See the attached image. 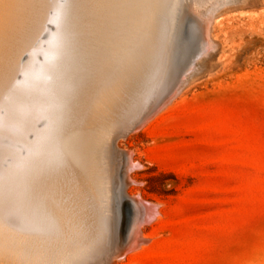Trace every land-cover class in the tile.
Segmentation results:
<instances>
[{"label":"rangeland","instance_id":"rangeland-1","mask_svg":"<svg viewBox=\"0 0 264 264\" xmlns=\"http://www.w3.org/2000/svg\"><path fill=\"white\" fill-rule=\"evenodd\" d=\"M75 1H45V29L22 58L23 63L36 62L47 80L50 62L72 63L49 103L33 111L32 121L39 130L48 123L58 127L55 137L60 139L56 143L64 172L51 184L54 190L48 187L47 200L64 213H55L57 230L39 239L33 250L23 249L22 255L32 260L29 264H264V0H133L138 8L134 19L130 6L119 0L114 13L100 15L97 27L92 19L103 9L96 7L98 0ZM159 3L164 7L160 11ZM165 17L171 26L162 40L158 34ZM32 22L26 29L30 33L37 30ZM61 29L64 35L57 42L52 35ZM150 38L165 49L152 72ZM30 51L37 53L29 61ZM22 71L18 82H24ZM133 124L134 133L115 138ZM23 126L17 120H0L1 175L15 164L22 166L28 156V145L20 138ZM28 139L34 141L32 132ZM120 172L127 174V182ZM124 194L141 206L143 216L142 201L151 203L154 213L150 221H138L125 233ZM16 200L5 203L6 212L4 202L0 204V259L6 263L15 253L10 243L17 230L12 220ZM132 216H127L128 225ZM69 245H74L72 250Z\"/></svg>","mask_w":264,"mask_h":264},{"label":"bare ground","instance_id":"bare-ground-1","mask_svg":"<svg viewBox=\"0 0 264 264\" xmlns=\"http://www.w3.org/2000/svg\"><path fill=\"white\" fill-rule=\"evenodd\" d=\"M46 0H0V112L1 110L4 111V116L0 117V120L2 121H6V122H12V121H20L22 123H24L25 126H23L22 129H20L22 131L21 136V140H23L24 142H26V144L28 145V156L25 159L24 163L22 166L18 167H12L10 170H7L5 172V174H0V204H3L2 202H4V204L1 206L2 210L4 212H6V209L8 208L6 204H8V200L10 201L11 199H15L18 198L17 203L19 205H17L18 207H14V213H15V218L12 219L13 220V225L15 226L16 233L15 231H13V233H15L14 239H12V242L10 243L13 246L14 249V257L12 258V262L11 263H6L3 262L0 259V264H29V262H31L32 260H28V258H26L24 255L26 253L23 252V249L29 248V246L32 245L34 246L35 244H38L39 239H41L42 237H44L46 234L48 235V233H53L55 230H57L56 228V224L58 223V221L55 220V218H57L58 216H55L56 214L59 215L63 214L57 211L58 208L57 206L56 209L55 207L53 208L51 204V201L48 202L47 200V193H48V187H51V190H54L53 186H51V184H53V182H55V180L59 179V175H61L62 172V161H61V157L59 156V147L58 144L56 142H59V140H56V134L58 132V127H56V125H52L51 123H48L46 125V127L42 130L37 129L36 127L33 126L32 121H33V117H34V110L37 107H41V106H46L48 102V98L50 96H53L56 94V88H57V84H59L60 80L67 75L68 70H71L70 67L72 66V63L68 62L65 60V62H57L59 60H57L56 62H50L47 66V72L50 76V79L47 80L48 78L43 77V75L41 74L42 72L39 70V68L35 65V63H23L22 62V58L25 55V53L27 51H29V49H31L32 46H34V40L38 39V35H41L45 29L44 27V23L48 21V17L44 16L45 12L48 10L46 9V7L48 6V4H45ZM75 1V0H74ZM119 0H98V3L96 5V7H100L103 8L100 11V14H95L94 18L92 19L93 21V26L92 27H97V25L99 24V19H101L100 15L105 16L106 14L112 12H115V8L116 5L115 3L118 2ZM126 1V5H129L130 8L133 10V12L131 13V18L130 19H134L135 15H136V11L138 8H136V3L133 2V0H125ZM159 1V0H158ZM164 1V0H163ZM180 1V0H179ZM52 2V0H51ZM77 1H75L76 3ZM84 2V1H83ZM82 2V3H83ZM166 2V1H164ZM183 2V1H182ZM48 3V2H47ZM81 3V4H82ZM207 3V2H206ZM77 4V3H76ZM84 4V3H83ZM88 4V2H87ZM86 4V6H87ZM158 4V3H157ZM160 4V3H159ZM164 4V3H163ZM183 4V3H182ZM181 4V5H182ZM210 4V3H209ZM47 5V6H46ZM166 5H169L168 3ZM171 5V4H170ZM174 5V3H173ZM78 7V5H76ZM74 6V7H76ZM92 6V5H91ZM120 6V5H119ZM161 4L159 5V11L160 8L163 9L164 7H160ZM165 6V4H164ZM175 7V6H174ZM80 8V7H79ZM73 9V8H72ZM129 9V8H128ZM154 9V8H153ZM76 10V8H75ZM82 10V9H81ZM85 10V9H84ZM95 10V9H94ZM165 10V9H164ZM52 11V10H51ZM70 11V10H69ZM154 11V10H153ZM162 11V10H161ZM170 11V10H169ZM189 11V10H188ZM171 12V11H170ZM200 12V11H199ZM210 12V11H209ZM208 12V14H209ZM67 13V12H66ZM70 13V12H69ZM122 12H120L121 14ZM160 13V12H159ZM163 14V11L161 12ZM179 13V12H178ZM191 13V12H190ZM205 13V12H204ZM161 14V15H162ZM171 14V13H170ZM177 14V13H176ZM194 14V13H193ZM196 14V13H195ZM211 14V13H210ZM73 15V13L71 14ZM160 15V16H161ZM164 15V14H163ZM162 15V16H163ZM168 15V14H167ZM173 15V14H172ZM198 15V14H197ZM205 15V14H204ZM157 16H159V14H157ZM208 16V15H207ZM212 16V15H211ZM215 16V15H213ZM71 17V16H70ZM74 17V16H73ZM91 17V16H90ZM172 17V16H171ZM206 17V15H205ZM209 17V16H208ZM207 17V18H208ZM107 18L104 17L103 20H105ZM160 18V17H159ZM156 21H158V19ZM197 18V17H196ZM211 18V17H210ZM163 19V18H162ZM214 19V17H213ZM34 20V21H33ZM72 20V19H70ZM77 20V19H76ZM142 20V19H141ZM204 20H207L206 18ZM36 22L34 23L35 25H37V29L35 32H28L26 31V29L29 27L28 24H30L31 22ZM78 21V20H77ZM90 22H92L91 20H89ZM133 21V20H132ZM139 21V20H138ZM137 21V22H138ZM160 21V20H159ZM159 21L157 22V24L159 23ZM32 22V23H33ZM74 22V21H73ZM80 22V21H79ZM82 22V21H81ZM102 22V21H101ZM141 22V21H140ZM212 22V21H210ZM214 22V20H213ZM109 23V22H108ZM161 23V21H160ZM85 24V23H84ZM179 24V23H178ZM206 24V23H205ZM72 25V24H71ZM82 25V24H81ZM104 25L106 26V22L104 23ZM112 25V24H111ZM110 25V27H111ZM151 25V24H149ZM161 25V24H160ZM159 25V26H160ZM33 26V25H32ZM78 26V24H77ZM84 26V25H83ZM121 26V25H120ZM156 26V25H155ZM158 26V25H157ZM171 26V19L168 17H165L162 20V28L160 26V28L162 30L160 34H158V37L162 40L166 39L167 34L169 32V28ZM212 26V24H211ZM214 26V23H213ZM80 27V26H79ZM82 27V26H81ZM80 27V28H81ZM92 27H90V29L92 30ZM115 27V24L113 26V28ZM180 27V26H179ZM33 28V27H32ZM85 28V27H84ZM112 28V30H113ZM142 28V27H141ZM209 28V27H208ZM78 29V28H77ZM83 29V28H82ZM80 29V30H82ZM89 29V31H90ZM111 29V28H110ZM109 29V31H110ZM155 30H158V28H155ZM153 29V30H154ZM213 29V27H212ZM57 30V29H56ZM152 30V34L154 33ZM206 30V29H205ZM211 30V29H209ZM74 31V30H73ZM86 31V30H85ZM95 31V30H94ZM121 31V30H120ZM207 31V30H206ZM70 32V31H69ZM151 32V31H150ZM210 32V31H208ZM45 33V32H44ZM47 33V31H46ZM92 33H94L92 31ZM99 33V32H98ZM207 33V32H206ZM73 34H75V32H73ZM72 34V35H73ZM79 34V32H78ZM76 34V35H78ZM83 33H81L82 35ZM90 34V33H89ZM110 34V33H109ZM112 34V33H111ZM211 34V32H210ZM209 34V35H210ZM64 35V30L61 29L59 30L58 34H56L55 36L52 35V37L54 39H56V41L58 42L59 40H61V38ZM80 35V36H81ZM85 35V33H84ZM97 35V34H96ZM206 35V34H205ZM208 35V36H209ZM212 35V34H211ZM74 36V35H73ZM79 36V37H80ZM94 36V35H93ZM40 37V36H39ZM138 37V36H137ZM169 37V36H168ZM212 37V36H211ZM210 37V38H211ZM214 37V36H213ZM212 37V38H213ZM42 38V37H41ZM86 38V35H85ZM149 38V37H148ZM151 38H153V36H151ZM150 38V47L148 50V54H147V58L151 60L150 64V72H152L153 70H151L153 67H156L157 62L159 61V59L161 58V55L163 53V44L161 45V42H154V40H152ZM209 38V39H210ZM211 38V39H212ZM79 39V38H78ZM95 39V38H94ZM97 39V38H96ZM114 39V38H113ZM155 39V38H154ZM210 39V40H211ZM64 40V39H63ZM89 40V39H87ZM145 40V39H144ZM147 40V37H146ZM168 40V38H167ZM215 38H213V40H211L214 44H216L217 42L214 41ZM55 41V42H56ZM113 41V40H112ZM112 41H109L110 43ZM161 41V40H160ZM56 42V44H57ZM65 42V41H64ZM63 42V43H64ZM75 42V41H74ZM79 42V41H78ZM108 42V43H109ZM134 42V41H133ZM208 42V41H207ZM53 41H50V44H52ZM81 43V42H79ZM78 43V44H79ZM96 43V42H95ZM98 43V42H97ZM143 43V41H142ZM149 42H147L148 44ZM212 43V45H213ZM62 44V43H61ZM65 44V43H64ZM69 44V43H67ZM116 44V43H115ZM145 44V43H144ZM165 44V43H164ZM209 44V43H208ZM70 45V44H69ZM112 45V44H110ZM120 45V43H119ZM122 45V43H121ZM211 45V43H210ZM114 46V45H113ZM144 46V45H143ZM182 46V45H181ZM217 46L218 43H217ZM166 47V46H165ZM179 47V46H178ZM69 48V47H68ZM144 48V47H143ZM218 49L220 47H217ZM33 49V48H32ZM34 49H36L34 47ZM76 49V48H75ZM93 49V48H92ZM104 49V48H103ZM112 49V48H110ZM114 49V48H113ZM217 49V50H218ZM99 50V49H98ZM180 50V49H179ZM39 51V50H38ZM63 51V50H62ZM170 51V50H169ZM95 52V50H94ZM113 52V51H112ZM144 52V51H143ZM197 52V51H196ZM35 51H30V59H28L29 61L36 56ZM41 53V52H40ZM77 53V52H76ZM84 53V52H83ZM87 54V53H86ZM169 54V53H168ZM214 54V53H213ZM85 55V54H84ZM88 55V54H87ZM164 55V54H163ZM162 55V56H163ZM167 55V53H166ZM89 56V55H88ZM95 56V55H94ZM103 56V55H102ZM116 56V55H115ZM165 56V55H164ZM206 56V55H205ZM80 57V56H79ZM98 57V56H96ZM95 57V58H96ZM111 57V56H110ZM145 57V56H144ZM210 57V56H209ZM87 58V57H86ZM89 58V57H88ZM100 58V57H99ZM163 58V57H162ZM204 58V57H203ZM201 58V59H203ZM208 58V57H207ZM212 58V56H211ZM108 59V58H107ZM124 59V58H123ZM103 60V58H102ZM206 60V59H204ZM62 61V60H61ZM100 61V59H99ZM148 61V60H147ZM168 61V60H167ZM200 61V60H199ZM149 62V61H148ZM164 62V59H163ZM206 62V61H205ZM79 63V62H78ZM95 63V62H94ZM102 63V62H101ZM120 63V62H119ZM202 63V62H201ZM204 63V62H203ZM103 64V63H102ZM100 64V66L102 65ZM143 64V63H142ZM147 64V63H145ZM199 64V62H198ZM28 65V66H27ZM37 65H39L37 63ZM45 65V64H44ZM87 65V64H86ZM107 65V64H105ZM120 65V64H119ZM175 65V64H174ZM197 65V64H196ZM27 66V67H26ZM46 66V65H45ZM75 66V65H74ZM91 66V65H90ZM199 66V65H198ZM197 66V67H198ZM204 67V64L202 65ZM77 68V66H75ZM108 67V66H106ZM147 67V66H146ZM161 68V66H159ZM196 67V66H195ZM89 68V67H88ZM157 68V67H156ZM168 68V67H167ZM174 68V67H173ZM202 68V67H201ZM27 69V70H25ZM73 69V68H72ZM87 69V67L85 68ZM23 70V71H22ZM46 70V69H44ZM43 70V71H44ZM94 70V69H93ZM101 70V69H100ZM105 71V69L102 68V71ZM109 70V69H108ZM23 72L24 76H22V79L24 78V82H18L16 80V77L18 75L19 72ZM156 71V70H155ZM26 72V73H25ZM45 72V71H44ZM72 72V71H69ZM106 72V71H105ZM169 73V72H168ZM173 73V72H172ZM44 74V73H43ZM94 74V73H93ZM151 74V73H150ZM160 73H158L159 76ZM175 74V73H174ZM173 74V75H174ZM192 74V73H191ZM148 75V74H147ZM46 76V75H45ZM87 76V74H86ZM85 76V77H86ZM156 76V77H158ZM83 77V76H82ZM89 78V75L87 76ZM113 77V76H112ZM155 77V76H153ZM80 78V77H79ZM146 78V77H145ZM160 78V76H159ZM68 79V78H67ZM156 79V78H155ZM191 79V78H190ZM76 80V79H75ZM147 80V79H145ZM158 80V79H157ZM156 80V81H157ZM65 81V79H64ZM71 81V80H70ZM81 81V80H80ZM153 81V80H151ZM155 81V80H154ZM155 81V82H156ZM73 82V81H72ZM75 82V81H74ZM82 82V81H81ZM80 82V85H81ZM168 82V81H167ZM166 82V83H167ZM173 82V80H172ZM154 83V82H152ZM151 83V84H152ZM171 83V82H170ZM73 84V83H72ZM83 84V83H82ZM95 84V83H94ZM97 84V83H96ZM113 84V83H112ZM149 84V83H147ZM169 84V83H168ZM167 84V85H168ZM153 85V84H152ZM156 85V84H155ZM154 85V88H155ZM59 86V85H58ZM73 86V85H72ZM110 86V85H109ZM148 86V85H147ZM165 86V85H164ZM171 86V85H170ZM98 87V86H97ZM107 87V86H106ZM181 87V86H180ZM70 89V88H69ZM67 88V90H69ZM78 89V88H77ZM132 89V88H131ZM150 89V88H149ZM153 89V88H151ZM158 89V88H157ZM182 89V88H181ZM87 90V89H86ZM91 90V88H90ZM141 90V88H140ZM139 90V92H140ZM143 90V88H142ZM146 90V89H145ZM145 90H143L145 92ZM165 90V89H164ZM66 91V90H65ZM155 91V90H154ZM160 91V90H159ZM75 91H73L74 93ZM152 92V91H151ZM76 93V92H75ZM101 93V92H100ZM159 93V92H158ZM181 93V92H180ZM92 94V93H91ZM112 94V93H111ZM148 94V93H146ZM63 95V94H62ZM77 95V93H76ZM101 96V95H100ZM139 96V95H138ZM142 96V95H141ZM145 96V94H144ZM148 96V95H146ZM150 96V94H149ZM160 96V95H159ZM98 97V95H97ZM151 97V96H150ZM75 98V97H72ZM100 98V97H99ZM107 98V96H106ZM140 99V97H139ZM143 99V98H141ZM173 99V98H172ZM65 100V99H64ZM103 100V99H102ZM138 100V98H137ZM145 100V99H143ZM142 100V101H143ZM148 100V99H147ZM150 100V99H149ZM53 101V100H52ZM56 101V100H55ZM59 101V100H58ZM134 101V100H133ZM139 101V100H138ZM160 101V100H159ZM60 102V101H59ZM71 102V101H70ZM81 102V101H80ZM85 102V101H84ZM98 102V101H97ZM136 102V101H135ZM162 102V101H161ZM171 102V101H170ZM57 103V102H56ZM61 103V102H60ZM65 103V102H64ZM99 103V102H98ZM158 103V102H157ZM68 104V103H67ZM72 104V103H71ZM101 104V103H100ZM85 105V104H84ZM63 106L65 107V105L63 104ZM56 107V106H55ZM73 108V107H72ZM57 109V107H56ZM83 109V108H82ZM90 109V108H89ZM109 109V108H108ZM55 110V109H54ZM80 110V109H79ZM102 110V109H101ZM99 110V111H101ZM115 110V109H114ZM155 110V109H154ZM153 110V111H154ZM2 111V113H3ZM66 111V110H65ZM103 111V110H102ZM105 111V110H104ZM116 111V110H115ZM152 111V112H153ZM57 112V111H56ZM59 112V111H58ZM57 112V113H58ZM90 112V111H89ZM136 112V111H135ZM0 113V114H2ZM42 113V112H41ZM44 113V112H43ZM134 113V111H133ZM132 113V114H133ZM59 114V113H58ZM57 114V116H58ZM115 114V113H113ZM112 114V115H113ZM145 114V113H144ZM46 115V114H45ZM51 115V114H50ZM56 115V114H55ZM77 116V115H76ZM87 116V115H86ZM89 116V115H88ZM96 116V115H95ZM134 116V114H133ZM61 117V116H60ZM97 118V117H96ZM64 119V118H63ZM109 119V118H108ZM37 120V119H36ZM35 120V121H36ZM75 120V119H74ZM78 120V119H77ZM56 121H59V118L56 119ZM80 121V120H78ZM107 121V120H106ZM105 121V122H106ZM37 122V121H36ZM144 122V121H143ZM62 120H61V122ZM59 123V124H60ZM6 124V123H5ZM93 124V123H92ZM143 125V124H142ZM62 126V125H61ZM83 126V125H82ZM141 126V125H140ZM7 127V126H6ZM63 128V126H62ZM140 129V128H139ZM99 130V129H98ZM101 130V129H100ZM28 132H32L34 134V141H30L29 139L27 141H25V136ZM63 132V131H62ZM101 134V133H100ZM62 135V134H61ZM99 135V134H98ZM102 136V135H101ZM100 137V136H99ZM97 138V137H96ZM101 138V137H100ZM99 138V139H100ZM22 141V142H23ZM25 145V144H24ZM118 145V144H117ZM88 146V145H86ZM92 146L93 143H92ZM98 146V144H97ZM90 147V146H89ZM72 148V147H71ZM96 148V146H95ZM98 148V147H97ZM116 148V146H115ZM100 149V148H99ZM72 150V149H71ZM97 150V149H96ZM95 150V151H96ZM112 150V148H111ZM92 151V150H89ZM100 151V150H97ZM113 151V150H112ZM121 151V150H120ZM86 152V150L84 151ZM126 152V151H125ZM70 153V152H69ZM88 153V152H86ZM128 153V152H127ZM71 154V153H70ZM82 154V153H81ZM97 154V153H96ZM113 155V154H112ZM132 155V154H131ZM37 156V157H36ZM94 156V155H93ZM97 156V155H96ZM114 156V155H113ZM107 157V155H106ZM121 157V156H120ZM124 157V155H123ZM128 157V156H127ZM81 158V157H80ZM88 158V157H86ZM96 158V157H95ZM110 158V156H109ZM109 158L107 160H109ZM114 158V157H113ZM122 158V157H121ZM125 158V157H124ZM131 157H129V162ZM63 159V158H62ZM106 159V158H105ZM112 159V158H111ZM70 160V159H68ZM81 160V159H80ZM23 161V160H22ZM73 161V160H70ZM89 161V160H88ZM101 161V160H100ZM127 161V160H126ZM62 162V163H61ZM91 162V161H90ZM105 162V161H104ZM102 162V163H104ZM111 162V161H110ZM123 162V161H122ZM16 163V162H15ZM61 163V164H60ZM69 162H67L68 164ZM83 163V162H81ZM93 163V162H92ZM112 163V162H111ZM116 163V162H115ZM60 164V166H59ZM66 164V163H65ZM88 164V163H87ZM95 164V163H93ZM92 166H95L93 165ZM113 164V163H112ZM123 164V163H122ZM120 164V165H122ZM132 164V163H130ZM129 164V165H130ZM84 165V164H83ZM90 165V164H89ZM65 166V165H64ZM67 166V165H66ZM72 166V165H71ZM69 166V167H71ZM81 166V165H80ZM126 166V164H125ZM133 166V165H132ZM138 166V165H137ZM91 167V166H90ZM96 167V166H95ZM4 168V167H3ZM83 168V166H82ZM87 168V165H86ZM104 168V167H103ZM123 168V167H122ZM85 169V167H84ZM93 169V168H92ZM130 169V168H129ZM132 169V168H131ZM65 170V169H64ZM133 170V169H132ZM83 172V170H82ZM87 172V171H86ZM91 172V171H89ZM93 172V171H92ZM96 172V170H95ZM116 172V171H115ZM2 173V172H1ZM109 174V173H108ZM100 176V175H99ZM90 177V176H88ZM94 177V176H93ZM119 177L123 182H127V174L125 173H119ZM57 178V179H56ZM87 178V177H86ZM92 178V177H91ZM101 178V177H100ZM104 178V177H103ZM129 178V176H128ZM76 179V178H75ZM83 179V178H82ZM93 179V178H92ZM85 180V179H84ZM104 180V179H103ZM129 180H131L129 178ZM58 181V180H57ZM96 181V180H94ZM101 181V180H100ZM87 182V181H86ZM134 182V181H133ZM58 183V182H56ZM55 183V184H56ZM102 183V182H101ZM119 183V182H118ZM59 184V183H58ZM57 184V185H58ZM57 185L56 189H57ZM92 185V184H90ZM122 186V185H121ZM120 186V187H121ZM125 188V187H124ZM73 189V187H72ZM77 189V188H76ZM122 189V188H121ZM123 190V189H122ZM88 191V190H87ZM111 191V190H110ZM127 191V190H126ZM55 191H53V193H55ZM75 192V190H74ZM105 192V191H104ZM126 193V192H125ZM51 194V193H50ZM50 194L48 196H50ZM99 194V193H98ZM107 194V193H106ZM106 194H104V197H107ZM85 194H83L84 196ZM128 195V194H127ZM88 196V195H87ZM120 196V194H119ZM94 197V196H93ZM92 197V199H93ZM121 197V196H120ZM50 198V197H49ZM53 198V197H52ZM95 198V197H94ZM98 198V196H97ZM103 198V197H102ZM141 197H139L140 199ZM50 200V199H49ZM96 200V199H94ZM99 200V199H98ZM103 200V199H102ZM106 200V199H105ZM108 200V197H107ZM119 200V199H118ZM142 200V199H141ZM55 201V200H54ZM86 201V200H85ZM110 201V200H109ZM53 202V201H52ZM92 202V201H91ZM108 202V201H107ZM139 202V201H138ZM6 203V204H5ZM95 203V201H94ZM144 203L142 201V209L143 212H145L146 214H144V216H141V219L139 220L140 222H148L150 221L153 216V208L151 207V205L149 206H144ZM55 204V202H54ZM53 204V205H54ZM84 204V203H83ZM97 204V202H96ZM139 204V203H138ZM56 205V204H55ZM86 205V204H85ZM84 205V206H85ZM88 205V204H87ZM90 205V204H89ZM94 205V204H91ZM153 205V204H152ZM83 206V205H82ZM97 206V205H96ZM94 206V207H96ZM104 206V205H103ZM154 206V205H153ZM158 206V205H155ZM108 207V206H107ZM110 207V206H109ZM141 207V206H140ZM10 208V207H9ZM89 208V207H88ZM106 208V207H105ZM55 209V210H54ZM92 209V208H91ZM86 210V209H85ZM90 210V209H89ZM98 210V209H97ZM95 211V210H93ZM157 211V210H156ZM84 212V211H82ZM87 212V210L85 211ZM96 212V211H95ZM93 212V213H95ZM103 212V211H102ZM105 212V211H104ZM56 213V214H55ZM99 213V212H98ZM158 213V212H156ZM87 214V213H86ZM159 214V213H158ZM65 215V214H64ZM63 215V216H64ZM95 215V214H94ZM103 215V214H102ZM1 216V215H0ZM134 216V215H133ZM3 217V216H2ZM7 217V216H6ZM55 217V218H54ZM65 218H67L66 216H64ZM98 217V215L96 216ZM110 217V216H108ZM59 218V217H58ZM57 218V220H59ZM65 218H61L63 219L62 221H65ZM71 218V217H70ZM73 218V217H72ZM147 219V221L143 220V219ZM2 219V218H1ZM8 219V218H7ZM69 219V218H68ZM95 219V218H94ZM100 219V218H98ZM106 219V218H105ZM112 219L111 217L108 219L110 220ZM4 220V219H3ZM118 220V219H117ZM61 221V220H60ZM68 221V220H66ZM96 221V220H95ZM100 221V220H99ZM3 222V221H2ZM12 222V221H11ZM69 222V221H68ZM110 222V221H109ZM115 222V221H114ZM62 223V222H61ZM67 223V222H65ZM79 223V222H78ZM68 224V223H67ZM72 226L74 223H71ZM70 224V225H71ZM86 224V223H85ZM90 224V223H89ZM60 225V222H59ZM58 225V226H59ZM69 225V226H70ZM79 225V224H78ZM86 226V225H85ZM95 226H97V224L95 223ZM104 226V225H103ZM5 227V226H4ZM59 227H62L59 226ZM58 227V228H59ZM71 227V226H70ZM74 227V226H73ZM91 227V226H90ZM94 227V226H93ZM112 227V226H111ZM86 228V227H85ZM145 228V227H144ZM143 228V229H144ZM1 229V228H0ZM92 229V228H91ZM107 229V228H106ZM112 229V228H111ZM142 229V230H143ZM6 230V229H4ZM63 230V229H61ZM89 230V229H88ZM119 230V229H118ZM87 231V230H86ZM97 231V230H96ZM140 231V230H139ZM109 232V231H108ZM62 233V232H61ZM64 233V232H63ZM142 233V232H141ZM8 234V233H7ZM5 235V234H4ZM52 235V234H51ZM60 235V234H59ZM142 235V234H141ZM8 235H5V237ZM53 236V235H52ZM70 236V235H69ZM101 236V235H100ZM55 237V236H54ZM80 237V235H79ZM68 238V236L66 237ZM73 238V235H72ZM137 238V236H136ZM49 239V237H48ZM53 239V238H52ZM71 239V238H70ZM75 239V238H74ZM78 239V238H76ZM83 239V236H82ZM143 239V238H142ZM43 239H41L42 241ZM57 240V239H55ZM69 240V239H66ZM81 240V239H79ZM140 240V239H139ZM5 241V240H4ZM10 241V240H9ZM44 241V240H43ZM47 241V240H46ZM49 241V240H48ZM85 241V240H84ZM95 241V240H94ZM114 241V240H113ZM138 241V240H137ZM144 241V240H143ZM3 242V241H0ZM70 242V241H69ZM77 242V241H76ZM101 242V241H100ZM140 242V241H139ZM145 242V241H144ZM41 243V242H39ZM81 243V242H80ZM84 243V242H83ZM90 243V242H89ZM146 243V242H145ZM44 243H42L43 245ZM46 244V243H45ZM44 244V245H45ZM70 244V243H69ZM72 244V243H71ZM75 244V243H74ZM94 244V243H93ZM117 244V243H116ZM9 245V244H7ZM51 246V244H48V246ZM134 245V244H132ZM47 246V244H46ZM45 246V248H46ZM47 246V247H48ZM67 246V245H66ZM65 246V247H66ZM71 250L73 249L72 247H74V245H69ZM68 246V247H69ZM78 247V245H76ZM75 246V247H76ZM64 247V246H62ZM92 247V246H90ZM118 247V246H117ZM6 248V247H5ZM40 248V246H39ZM67 248V247H66ZM69 248V250H70ZM120 248V247H119ZM129 248V247H128ZM133 248V247H132ZM1 249V248H0ZM43 249V248H42ZM88 249V248H87ZM127 249V248H126ZM131 249V248H130ZM31 249H29L30 251ZM33 250V248H32ZM37 249H35L36 251ZM52 250V249H50ZM75 250V249H74ZM128 250V249H127ZM46 251V250H45ZM44 251V252H45ZM53 251V250H52ZM51 251V252H52ZM57 251V250H56ZM23 252V253H22ZM32 252V251H31ZM34 252V251H33ZM37 252V251H36ZM38 252L40 253V250H38ZM76 252V251H75ZM79 252V251H78ZM93 252V251H92ZM126 252V251H125ZM7 253V252H6ZM35 253V252H34ZM80 253V252H79ZM24 254V255H22ZM47 254V253H46ZM67 254V252H66ZM94 254V253H93ZM5 255V253H4ZM38 255V254H35ZM56 255V254H55ZM75 255V253L73 254ZM78 255V254H77ZM63 256V255H62ZM69 256V255H68ZM40 257V256H39ZM44 257V256H43ZM50 257V256H49ZM120 257V256H119ZM48 258V257H47ZM46 259V258H45ZM72 259V258H71ZM25 260V261H24ZM28 260V261H27ZM54 260V259H53ZM52 260V261H53ZM62 260V259H61ZM47 261V259H46ZM51 261V260H49ZM69 261V259H68ZM28 262V263H27ZM48 262V261H47ZM72 262V260H71ZM96 262V261H95ZM48 264V263H47Z\"/></svg>","mask_w":264,"mask_h":264},{"label":"water","instance_id":"water-1","mask_svg":"<svg viewBox=\"0 0 264 264\" xmlns=\"http://www.w3.org/2000/svg\"><path fill=\"white\" fill-rule=\"evenodd\" d=\"M137 128V125H129L127 127H124L117 135L115 138H123L125 136H129L130 134L134 133L135 129ZM151 203L145 202L144 206H149ZM138 208H140L138 205H136L128 196L127 194H124L122 197V202H121V213H122V231L125 233L132 225L136 224L140 219L142 213L139 212ZM130 215H134L131 217L130 221L131 224L128 225L127 223V216L129 217ZM147 221V219H143ZM133 222V223H132ZM135 222V223H134ZM111 259V258H110Z\"/></svg>","mask_w":264,"mask_h":264}]
</instances>
